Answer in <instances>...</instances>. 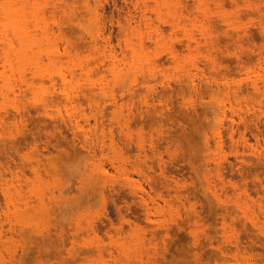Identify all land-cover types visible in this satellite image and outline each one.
<instances>
[{
  "label": "rangeland",
  "instance_id": "obj_1",
  "mask_svg": "<svg viewBox=\"0 0 264 264\" xmlns=\"http://www.w3.org/2000/svg\"><path fill=\"white\" fill-rule=\"evenodd\" d=\"M231 121L264 128V0H0V264H264Z\"/></svg>",
  "mask_w": 264,
  "mask_h": 264
},
{
  "label": "bare ground",
  "instance_id": "obj_2",
  "mask_svg": "<svg viewBox=\"0 0 264 264\" xmlns=\"http://www.w3.org/2000/svg\"><path fill=\"white\" fill-rule=\"evenodd\" d=\"M252 121V120H251ZM250 121V123L249 124H246V123H238V124H234V122H232L231 121V125L228 127V129H229V131H233L234 132V129H232V127L233 126H238V128L239 127H243L244 128V132H247V131H249L250 132V135H251V137H253V138H256L257 139V137H259L260 135H261V133H263L264 131V128H261L262 126H260V125H258L259 123H254V122H251ZM228 126V125H227ZM237 128V127H236ZM261 128V129H260ZM228 131V132H229ZM230 132V133H231ZM248 132V133H249ZM227 133V132H226ZM231 137L232 136H230V139H231ZM241 137H242V139L244 138V134H241Z\"/></svg>",
  "mask_w": 264,
  "mask_h": 264
}]
</instances>
